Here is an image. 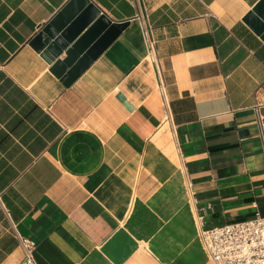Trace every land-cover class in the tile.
Returning <instances> with one entry per match:
<instances>
[{
	"label": "crops",
	"instance_id": "obj_1",
	"mask_svg": "<svg viewBox=\"0 0 264 264\" xmlns=\"http://www.w3.org/2000/svg\"><path fill=\"white\" fill-rule=\"evenodd\" d=\"M90 1L129 21L65 85L31 40L86 5L0 0V264H19V236L38 264H215L197 214L264 215V40L243 20L258 0Z\"/></svg>",
	"mask_w": 264,
	"mask_h": 264
},
{
	"label": "water",
	"instance_id": "obj_2",
	"mask_svg": "<svg viewBox=\"0 0 264 264\" xmlns=\"http://www.w3.org/2000/svg\"><path fill=\"white\" fill-rule=\"evenodd\" d=\"M81 2L86 5L84 12L87 14L78 23L77 28L72 29V25H70L59 32L60 24L56 25L54 21H51L42 26L31 40L35 48L42 50L43 56L51 63L50 69L61 77L65 85L71 83L84 70L85 65L111 40V36H116L129 21L113 22L106 14L100 12V9L90 0H81ZM95 16H97L95 23L83 35L73 41L76 34L79 33L78 31ZM243 20L264 40V0H258L246 12ZM104 26H108V29L88 48L89 41L93 37L91 34L93 30L97 33ZM63 49H65V57L57 58ZM84 50L85 52H83ZM76 59L77 61H75Z\"/></svg>",
	"mask_w": 264,
	"mask_h": 264
},
{
	"label": "built area",
	"instance_id": "obj_3",
	"mask_svg": "<svg viewBox=\"0 0 264 264\" xmlns=\"http://www.w3.org/2000/svg\"><path fill=\"white\" fill-rule=\"evenodd\" d=\"M144 10V8H143ZM141 30L149 51L154 48V36L146 13H139ZM163 81L159 78L162 90ZM197 237L208 257L215 264H264V215L205 226L203 215L197 214ZM23 257L19 264H38L34 257L35 241L19 236Z\"/></svg>",
	"mask_w": 264,
	"mask_h": 264
}]
</instances>
